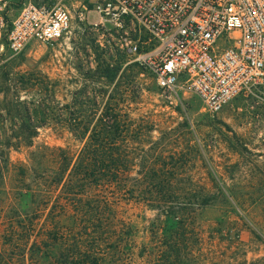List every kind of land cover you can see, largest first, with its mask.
<instances>
[{
	"label": "rangeland",
	"instance_id": "obj_1",
	"mask_svg": "<svg viewBox=\"0 0 264 264\" xmlns=\"http://www.w3.org/2000/svg\"><path fill=\"white\" fill-rule=\"evenodd\" d=\"M89 20L98 17L89 13ZM128 60L119 52L98 48L95 35L77 26L55 43L36 41L19 55L0 42L4 156L12 163H30V152L42 147L69 146L78 151L83 142L52 122V106L71 104L85 88L101 104L99 114L113 95L114 104L132 117H153L158 124L154 140L163 136L165 127L176 129L174 135L181 139L175 147L195 161L190 174L212 195L196 216L198 235L191 241L195 255L182 258L181 264H264V107L243 95L217 113L208 112L193 94H182L177 103L163 97L153 77ZM88 106L74 103L72 110L89 117ZM13 174H4L9 183ZM125 207L140 230V241L153 249L156 240L144 230L156 211L135 202ZM8 214V207H0L2 217ZM174 230L170 221L163 224L166 250Z\"/></svg>",
	"mask_w": 264,
	"mask_h": 264
},
{
	"label": "trees",
	"instance_id": "obj_2",
	"mask_svg": "<svg viewBox=\"0 0 264 264\" xmlns=\"http://www.w3.org/2000/svg\"><path fill=\"white\" fill-rule=\"evenodd\" d=\"M78 95L52 106V122L83 142L78 151L42 147L30 152V163H12L0 148V207L10 209L0 215V264H181L193 258L196 216L212 195L190 174L195 161L175 147L181 136L167 126L154 140L158 124L151 115L132 117L113 95L98 114L101 104L85 88ZM74 103L89 104V117L72 110ZM130 202L156 211L144 230L156 240L153 249L140 241L125 207ZM168 221L175 230L166 250Z\"/></svg>",
	"mask_w": 264,
	"mask_h": 264
},
{
	"label": "built area",
	"instance_id": "obj_3",
	"mask_svg": "<svg viewBox=\"0 0 264 264\" xmlns=\"http://www.w3.org/2000/svg\"><path fill=\"white\" fill-rule=\"evenodd\" d=\"M75 26L169 100L193 94L217 113L243 95L264 107V0H0V42L13 55Z\"/></svg>",
	"mask_w": 264,
	"mask_h": 264
}]
</instances>
